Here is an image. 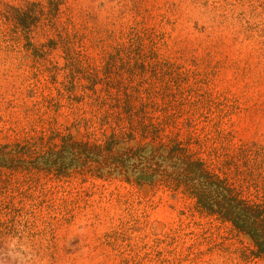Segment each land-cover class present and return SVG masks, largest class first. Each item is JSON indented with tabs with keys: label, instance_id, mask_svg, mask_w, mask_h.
Here are the masks:
<instances>
[{
	"label": "rangeland",
	"instance_id": "rangeland-1",
	"mask_svg": "<svg viewBox=\"0 0 264 264\" xmlns=\"http://www.w3.org/2000/svg\"><path fill=\"white\" fill-rule=\"evenodd\" d=\"M165 86L167 133L192 135L201 155L264 151V0H0V144L102 139L118 91ZM251 249L180 192L0 172V264H264Z\"/></svg>",
	"mask_w": 264,
	"mask_h": 264
},
{
	"label": "trees",
	"instance_id": "trees-1",
	"mask_svg": "<svg viewBox=\"0 0 264 264\" xmlns=\"http://www.w3.org/2000/svg\"><path fill=\"white\" fill-rule=\"evenodd\" d=\"M16 16L18 25L29 27L26 12ZM156 65L171 69L166 62ZM171 72L161 74L172 78ZM167 87L162 91L149 88L145 97L126 87L118 91L115 103L102 118L111 128L102 139H75L70 133L41 131L1 143L0 172L3 168L11 172L42 170L66 176L74 171L180 192L193 201L197 211L248 236L253 245L251 255L264 259V151L241 144L221 155H201L190 147L192 135L180 139L178 133H167V126L174 123V102ZM158 95L161 104L156 101Z\"/></svg>",
	"mask_w": 264,
	"mask_h": 264
}]
</instances>
